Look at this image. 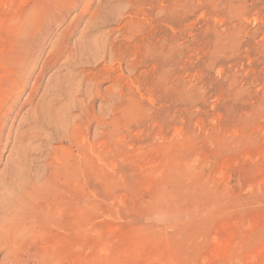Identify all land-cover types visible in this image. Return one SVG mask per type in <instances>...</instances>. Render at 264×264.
I'll return each mask as SVG.
<instances>
[{"label": "rangeland", "instance_id": "374dc122", "mask_svg": "<svg viewBox=\"0 0 264 264\" xmlns=\"http://www.w3.org/2000/svg\"><path fill=\"white\" fill-rule=\"evenodd\" d=\"M46 6L0 0V89L17 25L34 11L38 28ZM79 16L70 42L94 58L77 73L97 75L100 92L89 140L71 149L77 175L55 181L24 213L31 228L50 212L47 235L26 239L19 226L22 238L11 252L0 248V264H264V0H82L49 36L35 76ZM102 38L113 44L106 62L103 46L95 49ZM60 64L45 82L65 81ZM50 135L39 142L49 157L39 149L26 162L25 180L38 187L54 149L67 146ZM12 146L0 192L17 185L5 180Z\"/></svg>", "mask_w": 264, "mask_h": 264}, {"label": "bare ground", "instance_id": "6f19581e", "mask_svg": "<svg viewBox=\"0 0 264 264\" xmlns=\"http://www.w3.org/2000/svg\"><path fill=\"white\" fill-rule=\"evenodd\" d=\"M45 1H47V6L40 16L41 22L38 28H35L36 25L31 21L34 16L29 19L34 11L31 16L29 15L30 17H25L27 19L23 23L17 25L13 38L14 50H12L11 58L6 61L10 68L9 76L5 86L0 89V163L3 151L12 143L11 151L15 152L14 155L12 154V169L8 171L5 180L14 178L17 180L16 187L7 188L8 186H6L2 188L3 192H0L2 193L0 196V248L10 252L16 246L17 240L22 238L19 237V233L15 229H20L19 226L25 227L31 222V218L27 221L29 216L24 214L26 210L31 208V203L39 200L38 197L43 196L55 181H62L63 178L67 180V178L77 175L78 164L76 159L78 158L75 156L76 159L71 160L73 155L71 149L80 151V138L83 139L81 142H88L89 125L95 120L93 104L100 93L97 75L85 72L83 74L77 73L80 65L83 66L85 62L94 58V55L92 56L83 48L84 43L82 41H75L73 45L70 42L76 30V25L73 23L77 22L78 27V20L81 19L82 15L74 18L66 30L55 39L44 59L40 72L35 76L37 64L43 56L45 44L54 28L64 22L66 16L82 3V0ZM100 17L101 14L97 12L88 18L86 29L81 33L82 39H86L84 33L88 28L90 30L97 26ZM96 43L98 44L95 45V49L98 46H103V55L100 59L106 62L111 58L110 49L113 44L106 38H102L100 42L97 41ZM59 64V69L66 72L65 81L54 79L52 76L45 82L46 74ZM43 85H45L44 89ZM42 89L39 103L37 102L36 105L35 99ZM28 105L32 107L29 110L30 114L27 118H23L14 133L15 121L24 107ZM76 113L78 115H75ZM82 117H85L88 122V127L85 128L86 139L83 138ZM48 132L51 133L52 141L66 143L67 146L54 149V163L49 165V167L53 165V170H49L41 176L40 180L43 184L41 183L42 185L38 187L25 180L26 162L31 152L39 151V142H44L47 139L45 135ZM90 149L92 153V148ZM57 150L62 152L57 154ZM40 153L42 154L41 157L45 155L48 158L50 155L49 151L41 149ZM81 156L79 153V159ZM42 215L45 219L36 221L34 226L31 223V228L22 229L26 239L33 241L41 239L42 241L47 235V228L43 222L45 220L50 221V212H45Z\"/></svg>", "mask_w": 264, "mask_h": 264}]
</instances>
